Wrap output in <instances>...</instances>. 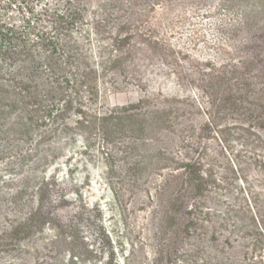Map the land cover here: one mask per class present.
Masks as SVG:
<instances>
[{"label":"trees","instance_id":"16d2710c","mask_svg":"<svg viewBox=\"0 0 264 264\" xmlns=\"http://www.w3.org/2000/svg\"><path fill=\"white\" fill-rule=\"evenodd\" d=\"M205 2L0 0V162L21 181L12 193L19 215L6 233L30 235L48 227L54 231L51 243L68 252L71 264H77L74 257H96L74 235L75 222L58 215L52 182L40 169L59 157L67 141L101 144L113 159L117 150L129 148L121 140L127 132H140L145 145L157 133L173 131V117L184 116L185 108L151 90L154 76L167 75L197 88L191 107L209 119L203 126L181 123L183 157L159 149L158 162L169 161L171 169L163 220L179 228L163 235L164 246L150 264H264V0H219L220 10L236 15L225 23L232 37L242 35L222 64L193 63L163 32L173 25L172 12H201ZM130 86L144 92L136 103H107L106 93ZM225 108L233 109L243 154L233 161V215L231 209H216L223 215L219 221L210 203L221 197L219 188L228 179L202 155L197 129L212 131ZM229 227L233 259L186 241L205 236L209 228V239L216 241L217 229ZM128 239V256L109 264H135L140 247Z\"/></svg>","mask_w":264,"mask_h":264},{"label":"rangeland","instance_id":"374dc122","mask_svg":"<svg viewBox=\"0 0 264 264\" xmlns=\"http://www.w3.org/2000/svg\"><path fill=\"white\" fill-rule=\"evenodd\" d=\"M219 3V0H206L201 12L190 8L175 10L170 15L173 25L163 27L165 36L193 63L196 60L207 64L228 61L231 47L242 36L232 37L230 26L225 23L236 15L220 10ZM162 11L158 9L159 13ZM151 85L154 93L168 95L169 105L186 110L184 116L173 117V131L157 133L154 140L145 145L141 143L146 137L140 132H127L121 140L128 141L129 148L117 150L113 159L106 154L110 149L101 144L87 146L81 138L67 141L59 157L48 168L40 169L41 175L52 182L60 218L65 223L75 222L74 235L81 245L97 252L91 259L74 257L77 264H109L111 258L122 263L131 248L128 238L140 247L134 263L150 264L156 251L164 246L163 235L179 228L176 221L169 219L165 223L163 220L169 212L166 201L171 188H167L165 179L171 169L169 161L158 162L162 157L159 149L167 147L171 156L183 157L185 132L182 128L185 125L181 123L193 121L196 126H203L209 118L195 106L191 107V97L197 88L189 82L179 84L171 76L160 75L154 76ZM143 94L141 89L130 86L109 91L106 101L110 106H123L136 103ZM214 121L212 131L198 132L197 129V139L206 161L228 179V184L219 188L221 197L216 203H210L220 221L223 215L216 209H231L233 215V161L243 154V148L233 128V109L218 112ZM136 140L139 146L133 148L131 141ZM42 170L47 171L44 174ZM18 177L0 162V264H71L68 252L60 251L51 243L54 231L48 227L30 235L5 232L7 225L14 223L19 215L17 206L12 203V193L21 185ZM208 231L201 238L187 239L189 247L204 245L213 254L233 259V228H218L216 241L209 239L213 230Z\"/></svg>","mask_w":264,"mask_h":264}]
</instances>
